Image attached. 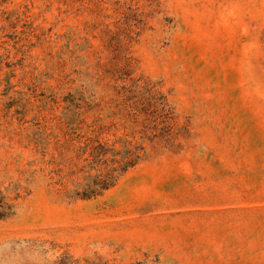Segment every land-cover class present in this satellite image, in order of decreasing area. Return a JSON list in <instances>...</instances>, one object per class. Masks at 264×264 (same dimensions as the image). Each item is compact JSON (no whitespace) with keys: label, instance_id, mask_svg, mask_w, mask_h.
I'll return each mask as SVG.
<instances>
[{"label":"rangeland","instance_id":"374dc122","mask_svg":"<svg viewBox=\"0 0 264 264\" xmlns=\"http://www.w3.org/2000/svg\"><path fill=\"white\" fill-rule=\"evenodd\" d=\"M0 264H264V0H0Z\"/></svg>","mask_w":264,"mask_h":264},{"label":"trees","instance_id":"16d2710c","mask_svg":"<svg viewBox=\"0 0 264 264\" xmlns=\"http://www.w3.org/2000/svg\"><path fill=\"white\" fill-rule=\"evenodd\" d=\"M138 153H135L134 155L132 154V157L134 158L132 161H128V159H126V163H122V165H125L123 168H120L118 173H117V169H113L112 171H110L109 173H105L102 177V182H104L103 184L104 187L103 189L105 190L106 188H109L112 186V184L116 181V178L120 175V173L124 172L125 170H127V168H131V166L134 164L135 159L137 158ZM130 166V167H129Z\"/></svg>","mask_w":264,"mask_h":264}]
</instances>
